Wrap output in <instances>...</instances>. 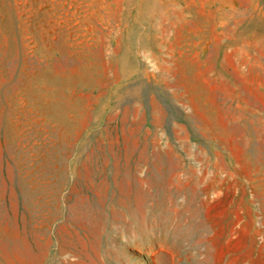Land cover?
I'll return each mask as SVG.
<instances>
[{"label":"rangeland","instance_id":"1","mask_svg":"<svg viewBox=\"0 0 264 264\" xmlns=\"http://www.w3.org/2000/svg\"><path fill=\"white\" fill-rule=\"evenodd\" d=\"M0 264H264V0H0Z\"/></svg>","mask_w":264,"mask_h":264}]
</instances>
